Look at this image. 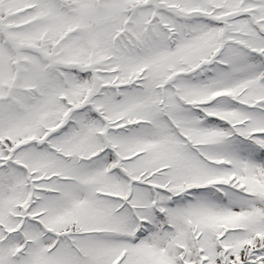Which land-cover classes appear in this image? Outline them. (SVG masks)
I'll list each match as a JSON object with an SVG mask.
<instances>
[{
    "label": "snow or ice",
    "instance_id": "6c2138e0",
    "mask_svg": "<svg viewBox=\"0 0 264 264\" xmlns=\"http://www.w3.org/2000/svg\"><path fill=\"white\" fill-rule=\"evenodd\" d=\"M0 264H264V0H0Z\"/></svg>",
    "mask_w": 264,
    "mask_h": 264
}]
</instances>
